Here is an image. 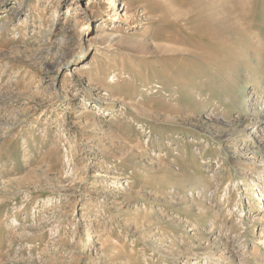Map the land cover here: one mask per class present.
<instances>
[{
	"label": "rangeland",
	"instance_id": "374dc122",
	"mask_svg": "<svg viewBox=\"0 0 264 264\" xmlns=\"http://www.w3.org/2000/svg\"><path fill=\"white\" fill-rule=\"evenodd\" d=\"M214 1L0 0V264H264V0Z\"/></svg>",
	"mask_w": 264,
	"mask_h": 264
},
{
	"label": "bare ground",
	"instance_id": "6f19581e",
	"mask_svg": "<svg viewBox=\"0 0 264 264\" xmlns=\"http://www.w3.org/2000/svg\"><path fill=\"white\" fill-rule=\"evenodd\" d=\"M210 5H211V6H209L210 9H204V7H203L200 12L196 11L197 13H195V11H194L193 16L188 18V19L197 20L200 24V25L198 24L196 26L191 27V29H190L191 31L188 30L190 33L186 32L187 36H188V38H190L189 40H191V42H193L194 39L195 40L206 39L208 36H205V35H207V34L210 35L212 39L218 38L219 35H221V33L226 31V30H224L226 28V26H224V21L226 19V16L224 14H222V12L225 11L227 13V10H229L230 12H235L237 10L239 12V10H238L239 7L237 6V4L235 6H231L229 4V2H227V0L215 2V3L210 4ZM172 8H173V5L171 6V8L169 6L166 7L165 11H163L164 9H161L159 11V15H161V18H163V19L167 18V16L172 12V10H171ZM210 10H212L216 14L208 12ZM220 15H223V17H219ZM236 24H237V18L234 19V25H236Z\"/></svg>",
	"mask_w": 264,
	"mask_h": 264
}]
</instances>
